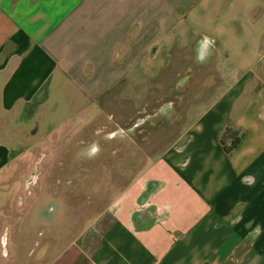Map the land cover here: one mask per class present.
<instances>
[{
  "label": "crops",
  "instance_id": "crops-1",
  "mask_svg": "<svg viewBox=\"0 0 264 264\" xmlns=\"http://www.w3.org/2000/svg\"><path fill=\"white\" fill-rule=\"evenodd\" d=\"M172 20L196 37L182 79L205 37L212 53L196 79L225 61L233 69L207 75L209 89L227 86L182 93L193 102L174 131L125 172H107L99 193L74 188L93 171L68 180L58 218L46 214L33 228L36 264H264V0H0V115L53 118L65 109L62 134L69 116L106 101L130 75L138 37H158L143 50L156 53ZM229 127L240 139L227 153ZM10 141L0 142V174L18 157Z\"/></svg>",
  "mask_w": 264,
  "mask_h": 264
},
{
  "label": "rangeland",
  "instance_id": "rangeland-1",
  "mask_svg": "<svg viewBox=\"0 0 264 264\" xmlns=\"http://www.w3.org/2000/svg\"><path fill=\"white\" fill-rule=\"evenodd\" d=\"M151 22L154 24L159 21L155 19ZM170 22L176 23V26L170 30L168 36L161 40L158 51L153 56L149 53L144 54L143 50L158 37H153L150 34L138 37L140 51L130 75L107 96L106 101L86 106L75 115L69 116L70 121L64 126L62 134H58L57 129L63 126L64 119H68L65 109H60L59 115L53 118L47 115L37 118H32V115L24 117L0 115V130H2L0 131V142L6 138H12L13 141L5 142V144L10 147L13 155L18 156L16 161L0 174V264H36L34 253L36 243L32 237L35 230L33 228L46 217L48 201L45 197L50 202H55L58 207L57 209L54 205L49 204L47 214L51 213V216L55 215L58 218L62 204L56 196L67 192L68 188L65 183L68 180L78 177L86 171H93L95 176L84 179L74 188L82 190L83 187H86L97 194L108 183L107 172H113L117 170V167L122 168L121 170L125 172V168L130 166L131 159L141 157L146 150L159 149L157 146L152 147L151 143L161 139L163 142L164 136L174 131L180 120L172 117L175 103L182 110V107H190L193 101L187 99L188 97L182 100L181 94L175 95L174 99H165V95L176 85L173 82L178 77L182 65L190 60L192 55V51L189 49L190 43L193 40L195 42L196 37L189 33L182 34V20ZM229 69H233V67ZM229 69L226 68L225 61H218L206 69H199L198 74L201 78L211 71H216L220 73V76H223L224 72ZM182 83H184L183 79ZM225 86L227 84H219L216 88L208 89L206 92L218 93ZM156 96H160V98L156 99L158 98ZM157 101H162L163 105L169 102L173 104L172 112L161 114L167 123L172 120L175 124L172 129L166 130L161 125L151 124L152 117L148 119L146 116L147 107ZM60 102L62 103L61 100ZM102 106L105 108L106 116L111 115L114 122L120 127L121 130L117 131H123L124 134L117 135L115 141H111L106 136L101 142H97L98 147L95 149L97 155L88 156L93 158L89 164L83 159L86 156L84 152L78 150L75 145L83 139V132L97 123L100 117H97V114ZM154 113L156 120V117H159V112L149 110V114ZM23 120H26V123H23ZM90 122L91 124L84 131L75 132L78 126ZM135 124L142 125L137 128L133 127V130L130 131L132 125ZM35 128L38 129V132L36 135H32L31 131ZM127 128L129 132L126 130ZM71 151L72 153L77 152V157H80L77 161L80 164L69 167L70 163L66 162V159ZM122 152L126 158H119L116 165L109 164L107 168L103 166V162L109 157L121 155ZM32 173L37 176L36 183L26 188V181ZM111 182L114 186L113 181ZM126 182L127 175L124 174L120 185ZM42 196L45 197L36 203ZM83 200V197L80 196L79 201ZM4 235H6V255L3 254L1 244Z\"/></svg>",
  "mask_w": 264,
  "mask_h": 264
},
{
  "label": "flooded vegetation",
  "instance_id": "flooded-vegetation-1",
  "mask_svg": "<svg viewBox=\"0 0 264 264\" xmlns=\"http://www.w3.org/2000/svg\"><path fill=\"white\" fill-rule=\"evenodd\" d=\"M197 64H199V63L197 62L196 59H194V60L191 59V61L187 65H185L186 67H184V70L187 69L188 71H187V76H186L184 83H182V69H181L178 77L176 78L177 81L175 80L173 82L176 85L174 87H172L171 91L169 93H167V95H165L166 96L165 99L166 98H173L174 99L175 95H179V94L182 95V93H189V94L197 93V94H199V93L206 92L209 89L210 84L208 83L209 82L208 80L210 79L211 76L207 75L206 77L204 76L202 79L197 80L196 75H195V70L197 69L196 68ZM162 101H157V102H155V104L153 102L152 106L147 107L146 111L148 110V113H146V116L148 117V119H150V117H152V120L150 122L151 124L161 125L166 130H169L170 128L172 129V127H174L175 124L172 122V120H170L167 123V121L164 120L165 118H163L162 115L160 114L161 113L160 110L163 106H165L166 104H169L170 102L163 105ZM175 101H176V99H175ZM149 110L158 111L159 117H156V120H155L154 119L155 113L149 114ZM180 111H181V107L177 103H175V107L173 108V114H172L173 116L172 117H174V119L178 120V118L180 116V114H179ZM138 120H143V119H138ZM142 124H144V123L142 122ZM135 125H132L131 131L133 130V127ZM141 125L137 124L135 128H137ZM118 129H120V127L116 124V122H114V119L111 115L110 116L101 115L99 117V120L97 121V123L92 128H89V129H87V131L83 132L82 142L77 143L75 146H76V148H78V150L84 152V154L86 155L85 157H83L85 162L89 163V161L93 159V158H89V157L97 155V153L95 152V149L98 147L97 142H99V141L101 142L104 139V137H106V136L111 141H113V140L115 141L116 137L124 134V133H121V131H117ZM126 130L129 132L128 128ZM95 142H96V144H95ZM78 150H77V152H78ZM77 152L72 153V151H71L68 153L66 162L68 161L70 163L69 167H70V165L76 166V165L80 164V162L77 161L78 159H80V157H77ZM44 197L45 196L40 197L36 203H38ZM45 198L48 201L47 208H46V214H47L49 204H52L55 207H57V206H56L55 202L54 203L50 202V200L47 197H45ZM57 209H58V207H57Z\"/></svg>",
  "mask_w": 264,
  "mask_h": 264
},
{
  "label": "water",
  "instance_id": "water-1",
  "mask_svg": "<svg viewBox=\"0 0 264 264\" xmlns=\"http://www.w3.org/2000/svg\"><path fill=\"white\" fill-rule=\"evenodd\" d=\"M212 42L208 38H200L193 46V53L195 55V59L199 64H205L209 58L211 57L212 53ZM156 51V48H154L151 51V55H153ZM185 79H183V82ZM172 110V103L166 104L163 106L160 110V114L167 113ZM172 112V111H171ZM167 115V114H165ZM137 125V124H136ZM134 126V128L136 127ZM131 131V129H130ZM120 133V132H119ZM121 133H124L121 131ZM54 138V137H53ZM37 176L35 173H32L31 177L26 181V188H29L31 185L36 183ZM2 248H3V254L6 255V235L2 237L1 240Z\"/></svg>",
  "mask_w": 264,
  "mask_h": 264
},
{
  "label": "trees",
  "instance_id": "trees-1",
  "mask_svg": "<svg viewBox=\"0 0 264 264\" xmlns=\"http://www.w3.org/2000/svg\"><path fill=\"white\" fill-rule=\"evenodd\" d=\"M224 136L230 141V145L225 148L226 152L230 153L237 146L240 139V133L232 127H229L226 129Z\"/></svg>",
  "mask_w": 264,
  "mask_h": 264
}]
</instances>
